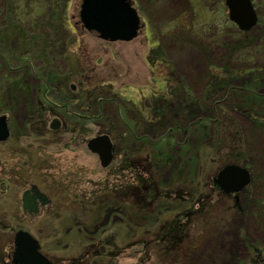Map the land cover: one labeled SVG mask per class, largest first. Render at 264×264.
Returning a JSON list of instances; mask_svg holds the SVG:
<instances>
[{"label": "rangeland", "instance_id": "rangeland-1", "mask_svg": "<svg viewBox=\"0 0 264 264\" xmlns=\"http://www.w3.org/2000/svg\"><path fill=\"white\" fill-rule=\"evenodd\" d=\"M131 1L146 25L130 41L110 42L82 26L81 0H0V114L13 132L0 143V264H11L18 229L37 239L53 264H264V0H252L260 25L246 49L237 46V33L224 42L221 0ZM212 16L219 20L209 31ZM17 54L27 55L38 76L11 69ZM50 77L74 95L95 90L108 98L99 116L75 124L76 139L49 128L56 116L73 126L61 109L35 113L36 88ZM46 94L61 102L59 87ZM156 97L164 100L167 128L178 129L158 145L176 140L164 161L155 160L151 143L165 127L147 131ZM239 105L257 117L254 126L241 110L229 117L226 110ZM124 123L150 139L134 141L135 160L160 193L150 204L137 188L133 201L120 191L127 182L139 185L131 169H117L120 152L102 168L84 143L107 132L129 153ZM228 163L254 177L227 194L214 176ZM32 183L50 202L36 215L21 206Z\"/></svg>", "mask_w": 264, "mask_h": 264}, {"label": "flooded vegetation", "instance_id": "flooded-vegetation-1", "mask_svg": "<svg viewBox=\"0 0 264 264\" xmlns=\"http://www.w3.org/2000/svg\"><path fill=\"white\" fill-rule=\"evenodd\" d=\"M217 1L219 2L220 0H217ZM220 3H222L221 6L224 5V6H222V9L223 8L225 9L222 21H223V24L226 25L225 28L227 30V35H226V33L223 34L224 39H225L224 42L226 40L227 41H231V39H228V38L231 37L232 34L237 33V35H239V41H236V43L238 44L237 46L246 49L248 47V42H249L247 40L250 39L251 32H253L255 29H252L250 31H242V30L238 29V27L234 23H232L231 20L229 19V12H228V9H227V7L225 5L224 0L223 1L221 0ZM253 5H254V8H255L257 16H258V21H257V24L255 26V28H257L260 25L259 24V21H260L259 20V16L260 15L258 14L256 5L254 3H253ZM218 20L219 19H213V16H212V19L210 20L209 24L206 25L205 27H207L208 30L211 31L210 27H212L215 24H217ZM143 24L146 25L145 22H143ZM202 27H203V25H202ZM198 46H199V44H198ZM251 55H252V53H251ZM18 57H20V58H18ZM16 58L18 60L17 61L18 63H17V66L11 68L13 71H17V73H18V71H20V69H21V72L23 73L22 76L24 78L28 74L31 75V76H38L37 72L35 70V67H34L33 63L29 60V58H27V57H22L21 58L20 54H17L15 56V59ZM21 82H22V78L21 79L18 78V80L15 81L16 84L21 83ZM49 82H50V84H49ZM41 83L48 84L51 87V88L47 87V91H48L49 95H50L51 90L53 89V87H55V88L59 87L61 89V96H59L61 98L60 99L61 102L60 103H56V102H54L53 99H49V101L47 103L40 104L39 100H41L42 98L39 97V100H36V103H35L36 104V108H35L36 115L37 114H41L42 115V114H45L47 112L56 111V108L61 109L63 115H66L68 118H70L71 121H74V123H72L73 126H71V128L68 129V126H67L66 122H63V120L59 116L58 117L56 116L49 123V128L51 130H59V129L62 128V130H66V131L71 133V135L73 136V138L71 137V139H76L74 134L76 133V130H77V129H75L77 123H80L79 121H82V120H91L92 115H95V117L99 116L100 112L103 109V105H104L103 102L104 101H108V98H105V96L103 94H101V93H96L95 90L92 93H90L91 91H89V90H85L84 92L79 93L78 95H74L70 91L66 92L65 90H63V86H64L63 84H65V82H63L59 78H58V82L57 83L54 82V78L53 77H50V81H46L45 82V81L41 80ZM28 87L29 86H27V88ZM70 87L72 89H74V86H70ZM29 88H31V86ZM38 88H36V90H37L36 91V98H38V95L40 96V93L38 92ZM12 90L14 91V88H12ZM100 91H102V90H100ZM17 92H19L18 94H21V91L18 90ZM69 92L71 93L72 97H70L69 94H66V93H69ZM213 93H216V92H214V88H212V94ZM151 99L153 101L152 105H150V107H151L150 112H151L152 119L149 122V124L147 125V131L150 129V126H157L158 127V131L161 130L163 127H165L164 132H162L160 137L157 139L158 141H154V142L151 143V145H154L153 146V148H154L153 155H154L155 160L158 159L159 161H164V160L168 159V157L166 156L165 148H166V150L167 149L171 150L173 148H171V146H168L170 143L167 146L165 145L164 147H158V145L161 144L160 142H162L163 140L167 139L166 134H164L166 131H168V135L175 136L176 132L178 131V129H174V128H169L168 129L167 126H166V122H167L168 117H167V113L165 112L166 106L164 107L163 98L156 97V98H151ZM72 102L75 104L74 107L71 106ZM165 102H166V100H165ZM165 104H167V103H165ZM126 106L129 109L130 105L126 104ZM31 109H30V112H31L30 114L31 115H29L28 112H26L27 116L28 115L29 116L33 115V110H31ZM236 110H241L242 111L241 113L246 115L249 118V120L252 123V126L255 125L254 123H255V121H257V117H255V115L253 116L252 113L249 112L248 110H246L244 106L242 108L239 105V106L227 109L226 111H228L229 117H230L232 115V112H235ZM245 110L247 112H245ZM91 111H93L95 114L91 113V115H88ZM0 115L5 116V123H6V127L8 129L7 136L4 139L0 140V143H5V142H8L10 139H12L13 132H12V128H11V125H10L11 121H10V118L8 117V115L6 113H1ZM30 118H33V116L30 117ZM207 120L210 121V119H208V118H207ZM211 120L214 121L215 119H211ZM190 127H192V125L189 123L187 125V128L184 129L187 134L190 131V130H188ZM125 128H126V131L128 132V134L133 139L132 144L129 143V145L125 146L126 148H128V150H130L129 153L128 152L125 153L123 151H119L121 149V147H119L117 145V143L115 141H113L112 137L107 132H101V133H98V134H96V135H94L92 137H97V136H100V135H107L108 138L110 139V142H111V145H112V147H111L112 160L108 164L109 166L116 159L117 153L119 154V152H120L121 155L119 157L121 158V160H120V163H119V166H118L117 169H120L121 171H124V170L125 171H129L131 169L133 171L132 173H130V176L133 175L132 178L135 177L137 179L139 185L135 186V185H133V183L127 182L126 184L120 186L121 189H122V190H120L122 192V194L123 195H127V197L128 198L130 197L132 199V201H133L134 198H135V193H136L135 192V188H137V189L142 191V197H143V199L147 200V204H150L151 203L150 200H154L157 197L158 191H157V188L154 187V183L152 181L151 176L148 173L145 172L146 168L145 167L143 168V166H140L139 160H137V161L135 160V156H136V153L138 152L139 148L136 150V148H135L136 143H134V141H137L138 143H143L144 141L145 142L148 141V139H149L148 138V134H146V133L136 134L134 132L133 127H131L130 124H127V123L125 124ZM92 137H89V138H92ZM89 138H86L85 141H84V143L86 145V148H87V141H88ZM77 140H78V138H77ZM174 142H176V140ZM174 142L171 143V144H173V146L176 147ZM186 143H187V138L181 144V146L186 145ZM98 160H99V157H98ZM249 171L251 173V177H254V175L251 172L250 168H249ZM127 181H128V179H127ZM32 185H33V183L29 184L27 187H25L23 189V191L25 189L29 188ZM158 195L160 196V193ZM117 203H118L117 207H121L122 206L121 203H119V202H117ZM114 210H118V209L114 208ZM180 217L181 216L179 215V216H176L174 219H172L171 222H170L171 226H173L174 224L177 226V224L180 222V219H181Z\"/></svg>", "mask_w": 264, "mask_h": 264}, {"label": "water", "instance_id": "water-1", "mask_svg": "<svg viewBox=\"0 0 264 264\" xmlns=\"http://www.w3.org/2000/svg\"><path fill=\"white\" fill-rule=\"evenodd\" d=\"M230 19L241 29H249L256 21V14L250 0H226ZM80 20L87 30L98 32L104 40L129 41L137 34L138 17L135 10L126 0H82L79 12ZM8 134L5 116H0V140ZM88 148L99 155L101 163L106 166L111 157V142L107 135H100L87 141ZM248 180L247 172L235 165L225 166L218 174L217 183L225 191L240 189ZM23 208L35 214L37 201L41 205L48 203L45 195L36 186L31 187L23 196ZM14 264H52L39 251V245L26 231L19 230L14 234Z\"/></svg>", "mask_w": 264, "mask_h": 264}, {"label": "trees", "instance_id": "trees-1", "mask_svg": "<svg viewBox=\"0 0 264 264\" xmlns=\"http://www.w3.org/2000/svg\"><path fill=\"white\" fill-rule=\"evenodd\" d=\"M39 91H41V92H39L41 98H42V96H43L42 99H44V95H45V99H46V95H48V94H46L47 88L45 89V87L43 86V88H39ZM208 94H209V93H208ZM211 94H212V92H211ZM214 94H215V93H214ZM209 95H210V94H209ZM45 99H44V102L47 103L48 101H46ZM40 104H42V103H40ZM172 228H175V226L171 227V229H172ZM170 231H172V230H170Z\"/></svg>", "mask_w": 264, "mask_h": 264}]
</instances>
